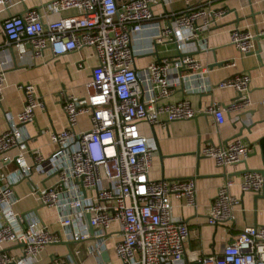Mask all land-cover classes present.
I'll return each instance as SVG.
<instances>
[{
    "label": "built area",
    "instance_id": "2783aa9c",
    "mask_svg": "<svg viewBox=\"0 0 264 264\" xmlns=\"http://www.w3.org/2000/svg\"><path fill=\"white\" fill-rule=\"evenodd\" d=\"M213 2L196 0L184 10L155 15V6H168L171 0H53L45 11L75 14L44 23L40 10L30 9L2 21L0 30L9 40L0 50L5 54V59L0 56V105L6 72L15 57L22 59L25 48L33 58L46 51L58 58L88 48L97 64L84 96L60 95L67 127L51 131L49 140L56 150L47 157L30 148L25 128L35 121L36 110L45 109L44 98L32 84L17 86L23 109L16 115L5 114L8 126L0 134V264H35L48 246L86 242L88 257L109 264L101 258L109 240L118 264H264V225L243 228L220 254L186 259L189 228L173 218L171 198L195 207L194 181L152 180L155 142L139 131L141 124L165 126L202 114L219 127L226 110L239 113L251 105L249 74H235L212 85L207 65L195 57L207 49L206 36L226 14L225 9L213 8ZM13 3L0 0V8L6 10ZM253 37L235 28L229 42L243 57L253 51ZM141 40L144 45L135 48ZM159 45H172L173 53L162 58L156 54L154 61L137 68V60L156 52ZM185 85L189 93L200 94L231 89L236 98L227 108L211 102L197 110L185 99L168 102ZM260 105L264 106V98ZM83 116L88 127L79 128ZM250 152L248 143L234 138L224 144H206L199 155L225 168L240 163ZM10 165L14 169L9 171ZM34 175L42 180L33 181ZM22 180L30 182L29 194L39 205L57 211V232L50 231L35 211L15 213L18 198L13 186ZM230 185L225 181L218 187L207 225L233 222L241 204L229 193ZM263 187L259 171L242 173V193L258 195ZM53 264L77 263L68 254L54 258Z\"/></svg>",
    "mask_w": 264,
    "mask_h": 264
},
{
    "label": "crops",
    "instance_id": "0c3cea01",
    "mask_svg": "<svg viewBox=\"0 0 264 264\" xmlns=\"http://www.w3.org/2000/svg\"><path fill=\"white\" fill-rule=\"evenodd\" d=\"M53 0H14L12 6L3 10L0 8V24L9 16H19L30 9H39L44 23L54 21L60 17L75 14L66 11L53 14L45 11V6ZM196 0H171L168 6L157 5L153 8L155 15L171 11L184 10L193 6ZM213 8H222L226 14L217 20L206 36V50L196 53V59L208 67V80L212 85L239 73L250 76L249 98L251 105L244 111L232 113L226 110L225 122L217 127L212 118L204 114L194 120L169 122L165 126L153 127L141 124L139 131L146 138L155 142L156 149L152 152V167L150 178L156 180H187L195 184V207H189L184 200L171 198V213L174 219L187 223L189 239L186 242L185 257L194 261L198 257L209 254H220L229 241L247 226L264 225V187L260 194L242 193L240 180L247 170L263 172L264 179V106L260 105L264 98V0H214ZM250 32L254 37L253 51L241 57L229 42V34L233 29ZM0 30V50L8 42ZM144 45L142 40L136 42L135 48ZM14 50L12 53L14 54ZM157 52V53H156ZM156 52L140 58L136 62L137 68L144 67L156 59V54L162 58L173 53L172 45H159ZM258 54L256 56L255 54ZM5 59V54L0 53ZM260 61L258 62V59ZM13 59V58H12ZM219 63V66L209 67ZM234 66H227L228 63ZM97 60L92 49H82L58 58H54L46 51L41 57L33 58L28 48L22 53V59L14 58L5 76L3 100L0 105V134L7 129L5 114L16 115L23 109V96L17 89L19 84H32L43 96L44 110L35 111V121L25 128L30 136L29 146L41 152L45 157L55 152L56 147L51 144V131H61L67 127L65 116L59 103L61 94L82 97L85 94V84ZM236 98L231 89H214L210 93H189L187 85L179 88L168 100L174 103L185 99L194 109H200L211 102H217L224 108ZM161 120L164 119L162 116ZM79 128L88 127L85 116L79 119ZM243 126V129H242ZM240 131L242 141L251 146V152L240 163L225 168L216 167L209 158L196 155L197 148L206 144L219 145L216 133L221 142L234 139ZM27 162L30 160L27 158ZM14 165L8 166V170ZM33 181H41L37 175ZM225 181H230L229 193L240 200V208L235 212L231 224L224 226H209L206 217L209 205L216 191ZM30 182L22 180L13 186L18 202L14 207L17 214L35 211L50 231L57 232V211L39 205L30 196ZM89 242L78 244H59L46 247L35 264H53L54 258L73 255L77 264H98V259L88 257L85 248ZM19 256L20 251L14 248H4ZM105 252L111 264L114 256L112 241L106 244Z\"/></svg>",
    "mask_w": 264,
    "mask_h": 264
},
{
    "label": "water",
    "instance_id": "95a60500",
    "mask_svg": "<svg viewBox=\"0 0 264 264\" xmlns=\"http://www.w3.org/2000/svg\"><path fill=\"white\" fill-rule=\"evenodd\" d=\"M255 55L258 56L257 53H256ZM257 59H258V62H259L260 59H259V58H257ZM219 65H221V64L214 62V64L211 65V66H209V67L219 66ZM242 129H243V126H242ZM239 136H240V131L238 132V134H236V135L234 136V138H235V137H239ZM216 137H217V141H218L219 144H224V143H225V142H221L220 137H219V134L216 133ZM196 155H197L198 157H200V155H199V148H197V150H196ZM260 173L262 174L263 172H260ZM87 220H88V217H87ZM101 258H102V260H104V261H108V259H107V253H106V252H103L102 255H101Z\"/></svg>",
    "mask_w": 264,
    "mask_h": 264
},
{
    "label": "rangeland",
    "instance_id": "374dc122",
    "mask_svg": "<svg viewBox=\"0 0 264 264\" xmlns=\"http://www.w3.org/2000/svg\"><path fill=\"white\" fill-rule=\"evenodd\" d=\"M35 202H36V200H35ZM111 264H118V261L116 260V258L114 256H112V258H111Z\"/></svg>",
    "mask_w": 264,
    "mask_h": 264
}]
</instances>
